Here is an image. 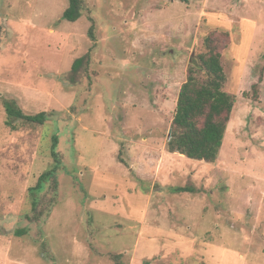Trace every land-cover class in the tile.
<instances>
[{
	"label": "rangeland",
	"instance_id": "1",
	"mask_svg": "<svg viewBox=\"0 0 264 264\" xmlns=\"http://www.w3.org/2000/svg\"><path fill=\"white\" fill-rule=\"evenodd\" d=\"M68 7L0 0V97L53 115L12 130L0 101V264H264V0H85L76 22ZM210 34L236 98L215 163L167 149ZM55 137L59 189L36 196L57 201L34 221Z\"/></svg>",
	"mask_w": 264,
	"mask_h": 264
},
{
	"label": "trees",
	"instance_id": "2",
	"mask_svg": "<svg viewBox=\"0 0 264 264\" xmlns=\"http://www.w3.org/2000/svg\"><path fill=\"white\" fill-rule=\"evenodd\" d=\"M84 11L85 0H69V7L65 10L63 18L69 22H76L83 16ZM204 47L207 52L193 58L188 69L187 81L180 90L167 149L170 153H180L192 160L215 163L223 146L236 98L224 90L227 77L219 44L214 34L205 38ZM88 57L89 55L75 61L70 78L72 82L76 83L81 69L86 64L88 65ZM256 87V85L253 86V89L257 96ZM0 101L7 116L6 125L12 130L17 129L16 121L21 122L22 125L44 126L53 116L47 112L29 115L23 112L16 100L0 97ZM57 145L58 138L55 137L52 154L55 164L42 174L37 186L31 190L35 191L34 196L45 189L47 184L55 195L57 194L58 172L62 167L61 155L56 149ZM176 191L183 192L187 189L177 188ZM56 201V196H53L50 204L43 207L42 199L34 197L32 220H41L47 211L50 215L51 208ZM26 233L25 229L16 232L18 236ZM113 259L116 264H121L120 255H114Z\"/></svg>",
	"mask_w": 264,
	"mask_h": 264
},
{
	"label": "water",
	"instance_id": "3",
	"mask_svg": "<svg viewBox=\"0 0 264 264\" xmlns=\"http://www.w3.org/2000/svg\"><path fill=\"white\" fill-rule=\"evenodd\" d=\"M169 139H170V137H169Z\"/></svg>",
	"mask_w": 264,
	"mask_h": 264
}]
</instances>
